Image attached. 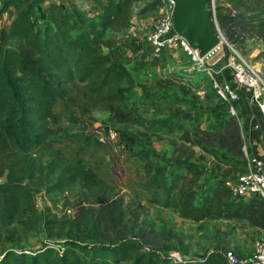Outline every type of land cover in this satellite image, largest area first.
<instances>
[{
	"label": "trees",
	"instance_id": "1",
	"mask_svg": "<svg viewBox=\"0 0 264 264\" xmlns=\"http://www.w3.org/2000/svg\"><path fill=\"white\" fill-rule=\"evenodd\" d=\"M89 1L96 4L93 17L67 9L61 1L45 8V0L3 3V10L11 7L13 14L7 25H0V264H227L224 249L192 258L183 251L182 260L173 261L170 252L176 247L160 244L141 226V202L193 222L229 219L264 232V199L236 196L226 184L233 173L246 170L239 120L229 112V104L223 107L221 122L209 126L175 116H144L131 99L135 67L129 66L132 59L124 50L133 48L142 61L146 51L133 38L123 47L112 32L130 28L137 4L139 13L150 15L156 4ZM217 19L238 50L246 38L264 40V0H233V10L219 12ZM79 104L85 114L92 109L108 112L110 123L107 131L74 133L69 139L80 142L82 153L91 158L102 149L101 135L109 139L115 129L120 154L111 148L108 154H124L140 170L134 200L127 204L112 193L110 173L100 175L83 156L67 158L63 152L60 121L75 116ZM134 127L142 130L129 129ZM160 131L176 136L167 158L150 146L151 137L163 138ZM207 161L213 163L214 184L198 198L205 174L198 162ZM44 170L54 176L48 192L73 183L87 190L86 203L76 202L70 218L40 216L31 182ZM40 226L48 238L63 242L48 240L38 249L26 248L25 238Z\"/></svg>",
	"mask_w": 264,
	"mask_h": 264
},
{
	"label": "rangeland",
	"instance_id": "2",
	"mask_svg": "<svg viewBox=\"0 0 264 264\" xmlns=\"http://www.w3.org/2000/svg\"><path fill=\"white\" fill-rule=\"evenodd\" d=\"M4 1L6 0H0V25H7L13 14L11 7L3 10ZM51 1H61L67 9L78 10L86 17H93L96 13V4L89 0H45L41 7L45 8ZM204 1L206 8L211 11L215 32L220 38L217 51L205 59L206 68L221 70L224 77V72L228 71V57L236 53L251 64L264 81V40L255 37L246 38L239 50L234 48L224 36L217 19L219 12L227 13L228 9L233 10V0H210L209 3ZM140 9V4H137L134 11L136 15L131 23V26L137 31L136 33L133 31L134 28L111 31L116 41L123 47H125L130 36L134 34L142 36L144 30L142 21L151 19L150 14L139 13ZM129 46L132 48L131 45ZM224 46L228 48L229 53ZM124 51L132 59L129 66L135 67L131 70L135 82L134 88L130 92L131 99L144 116L149 119L175 116L180 121L199 122L207 126L221 122L223 107L228 105L227 99L217 94L205 69L199 68L192 73H187L186 67L190 65V61L179 49L165 48L158 54L148 51L143 55L145 62L140 60L139 53L133 48L126 47ZM135 62L138 63L134 65ZM219 75L221 76L220 72ZM220 80L224 81L222 76ZM74 95L78 98L77 100L83 101L78 92ZM79 105L74 109L75 116L64 117L60 121L63 131L58 134V137L64 143L63 152L67 158L79 159L83 156L87 164L92 166L100 175L106 172L107 175L110 173V177L113 178L112 193L117 192L118 195L123 196L127 204L134 200L133 190L137 187L136 181L140 175V170L131 159H126V155L122 154L112 158L108 154L109 148L113 153L118 152L115 137L107 139L101 135L100 139L105 141L102 149L91 158H88L86 153H82L81 143L74 142L67 135L91 131H99L100 133L110 121L108 120V112L92 109L89 114H85L83 105ZM81 126H84L86 130L82 131ZM129 129L142 130V128L135 127ZM114 130L112 129V131ZM154 130H158V127L155 126ZM160 133L163 138L157 140L151 137L150 146L155 149L157 156L167 158L172 152V141H177L176 136L163 131ZM48 158V154L44 155L43 161ZM198 163L205 169V174L201 177L198 187V198H202L214 184V174L211 172L213 163L208 161ZM53 177L44 170L31 182V187L35 194L36 206L40 216L43 219L54 218L60 221L70 218L76 202L87 201L88 195L87 190L78 183L70 184L61 191L48 192L47 188ZM141 205L143 215L140 219H144L141 224V226L146 227L144 231L149 232V236L160 244L174 245L176 249L172 251L178 252L181 256V253L185 251L184 256L186 258L199 257L216 249H233L241 256H248L251 253L253 239L261 235L254 228L235 220L207 219L193 222L179 217L170 209L149 205L144 201L141 202ZM52 231L56 232L57 230ZM48 240L56 243L63 242L62 238H48V231L40 226L39 229L27 235L23 245L33 250L40 248Z\"/></svg>",
	"mask_w": 264,
	"mask_h": 264
},
{
	"label": "built area",
	"instance_id": "3",
	"mask_svg": "<svg viewBox=\"0 0 264 264\" xmlns=\"http://www.w3.org/2000/svg\"><path fill=\"white\" fill-rule=\"evenodd\" d=\"M156 4V11L150 15L151 19L143 22V34H134L137 32L134 28L130 38L136 41V44L142 46L146 52L150 51L158 54L165 48L179 49L190 61V65L186 67L187 73H192L194 70L203 68L209 74L212 86L216 89L217 94L227 99L231 114L236 115L235 102L239 98L236 88H243L249 91L251 101L257 106L260 116L264 122V81L255 70V68L238 56L232 54L227 59L229 78L223 77L221 70H216L205 66V59L213 55L219 44L200 56L198 49L194 48L185 36L174 32L167 36L173 26V0H149ZM136 14H133V17ZM133 19V18H132ZM134 20V19H133ZM132 20V22H133ZM141 24V23H140ZM139 24V25H140ZM134 42V41H133ZM140 51H142L140 49ZM237 55V56H236ZM224 81L220 80V75ZM109 137L114 138L115 133L109 132ZM264 137V124H263ZM245 153V168L243 172L233 173L226 181V184L231 188L236 196L243 198L257 197L264 199V174L263 162L253 156L247 150V144L243 141L242 147ZM57 251H62V247L57 246ZM227 264H264V233L253 239L251 253L248 256H241L233 249H224L222 251ZM173 261L182 260L178 252H170Z\"/></svg>",
	"mask_w": 264,
	"mask_h": 264
},
{
	"label": "water",
	"instance_id": "4",
	"mask_svg": "<svg viewBox=\"0 0 264 264\" xmlns=\"http://www.w3.org/2000/svg\"><path fill=\"white\" fill-rule=\"evenodd\" d=\"M173 26L167 36L177 32L203 56L220 42L210 9L204 0H173ZM108 127H105V131Z\"/></svg>",
	"mask_w": 264,
	"mask_h": 264
},
{
	"label": "crops",
	"instance_id": "5",
	"mask_svg": "<svg viewBox=\"0 0 264 264\" xmlns=\"http://www.w3.org/2000/svg\"><path fill=\"white\" fill-rule=\"evenodd\" d=\"M228 76L229 71H225L224 78L228 79ZM236 91L240 98L235 104L237 109L236 117L241 126L243 141L247 144V150L250 155L259 158L264 166L263 119L260 116L257 106L251 101L249 91L239 87L236 88ZM255 230H257L256 232L258 233H264L260 229L256 228Z\"/></svg>",
	"mask_w": 264,
	"mask_h": 264
}]
</instances>
